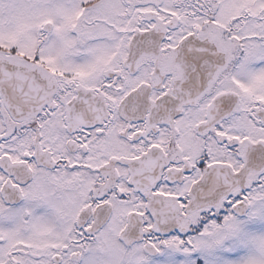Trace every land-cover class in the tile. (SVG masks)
<instances>
[{
    "label": "snow or ice",
    "instance_id": "obj_1",
    "mask_svg": "<svg viewBox=\"0 0 264 264\" xmlns=\"http://www.w3.org/2000/svg\"><path fill=\"white\" fill-rule=\"evenodd\" d=\"M0 264H264V0H0Z\"/></svg>",
    "mask_w": 264,
    "mask_h": 264
}]
</instances>
